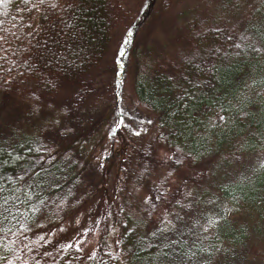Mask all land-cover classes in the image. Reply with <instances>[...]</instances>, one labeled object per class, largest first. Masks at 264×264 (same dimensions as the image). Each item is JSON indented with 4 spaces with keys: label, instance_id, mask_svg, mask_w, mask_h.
I'll return each mask as SVG.
<instances>
[{
    "label": "trees",
    "instance_id": "1",
    "mask_svg": "<svg viewBox=\"0 0 264 264\" xmlns=\"http://www.w3.org/2000/svg\"><path fill=\"white\" fill-rule=\"evenodd\" d=\"M60 3L74 6L63 12L53 10L47 20H41L36 11L24 12L21 0H0V30H8L12 45H4L6 55L0 52V93L13 97L15 106L31 115L52 112L64 86L73 88L68 101L76 109L92 98L110 97L108 88L95 84L94 75L101 71L110 44L134 17L128 0ZM177 6L182 8L174 14ZM163 16L174 25L171 40L157 44L146 37L127 49L134 66L137 104L151 114L153 122L143 135L130 140H124L117 128L109 133L111 146L124 143L115 155L123 203L118 210L111 204L104 206L82 232L85 239L96 236L94 248L48 238L36 228L37 219L62 218L83 205L92 188L98 187L86 180L83 158L64 144L66 139L70 144L77 126L69 124L59 133L49 126L28 129L0 122V148L5 149L0 160L11 159L0 168V175L15 178L27 173L15 185L20 188L21 204L13 215L19 223L0 222V264H159L158 245L164 237L152 233L159 227L163 209L178 212L175 200L188 203L196 196L199 201L193 206L222 219L213 229L215 235L199 241L206 250L194 249L197 255L188 264L215 257L230 264L251 238L264 242V0H164L146 35ZM68 21L72 24L66 27ZM29 22L32 27H24L23 32L42 27L33 45L39 41L45 48L25 64L31 53L24 47L27 40L21 28ZM14 32L21 39L13 40ZM132 33L134 28L124 38L128 47ZM17 47L22 50L17 52ZM124 63L128 67L127 58ZM111 98L105 101L112 103ZM67 111L63 106L58 114ZM209 155L218 161L214 170L219 166L241 173L220 178L214 190L208 189L200 183L208 177L200 168ZM249 161V173L242 174ZM103 169L99 182L106 173ZM174 174L183 177L175 181ZM164 177L167 201H156L155 185ZM189 189L194 196L185 198ZM145 196L153 198L155 209L143 204ZM6 226L11 230L4 231ZM183 239L196 237L185 234Z\"/></svg>",
    "mask_w": 264,
    "mask_h": 264
},
{
    "label": "rangeland",
    "instance_id": "2",
    "mask_svg": "<svg viewBox=\"0 0 264 264\" xmlns=\"http://www.w3.org/2000/svg\"><path fill=\"white\" fill-rule=\"evenodd\" d=\"M164 0H128L129 6L134 9V17L130 20L126 30L120 31L117 37L110 44L103 63L101 71L95 73V84L100 89L108 88L109 96L103 99H90L81 108H73L70 103L69 96H72L73 88L64 86L57 94V98L53 103L54 109L41 113L40 115H31L27 109L15 106L17 103L13 97L0 93V122L6 126L14 124L19 127L28 129H38L39 127H52L54 131H59L69 124L77 126V134H72L70 144L67 139L64 144L69 150L76 155H80L84 160V174L88 182L98 185L96 190L92 188L91 196L83 202V205L66 213L62 218L50 221L48 217L37 219L36 228L44 233L48 238L64 242H76L85 244L86 249H92L96 246V236L83 238L82 232L85 231L95 220L99 211L107 205H112L113 210H118L123 203V196L119 194L120 175L116 165V151L118 145L124 143H115L111 146L109 143V133L113 128L119 129L118 132L127 140L130 136L143 135L146 129L152 124L153 117L150 113L142 110L136 101L133 91V73L134 66L132 58L129 60L128 53L131 45L142 42V39L150 38L157 44L171 40L173 36L174 25L166 16L156 21L149 32H144L151 23L150 19L162 8ZM182 7L172 9L173 13ZM169 16V15H168ZM171 16V15H170ZM134 28V36L132 33V42L130 47L125 45V36L129 29ZM126 39V38H125ZM134 40V42H133ZM129 49V50H127ZM127 58L129 64L125 68L124 60ZM264 92V90H263ZM113 102H106V99H112ZM93 100V101H92ZM67 107L68 111L65 115L58 114V110ZM71 120V121H70ZM59 121V123H53ZM151 121V123H149ZM117 125H120L117 127ZM70 126V125H69ZM123 138H119L121 141ZM70 139V138H69ZM127 143V142H126ZM126 150L128 147L122 146ZM112 157H109V155ZM115 157V158H114ZM114 158V160H113ZM202 162L200 169L207 173V178H202L201 182L210 190L215 189V182L223 177H233L239 175L242 170L231 172L215 165L217 160L209 155ZM255 160V158H251ZM110 161H113L110 164ZM250 163V164H249ZM251 162H247L242 169L244 173H249ZM106 168V173L102 176L103 181H98V174ZM162 173H165L162 171ZM183 176L174 174L171 178L180 181ZM81 189H84L83 187ZM195 212H201L196 206H193ZM189 216L194 215L191 210H185ZM181 212V209L178 210ZM185 212H181L184 215ZM109 222H113L112 216H109ZM190 223V222H189ZM98 236V233H97ZM230 264H264V242L258 238H251L248 243L230 258ZM198 264H224L223 258H208L197 261Z\"/></svg>",
    "mask_w": 264,
    "mask_h": 264
},
{
    "label": "snow or ice",
    "instance_id": "3",
    "mask_svg": "<svg viewBox=\"0 0 264 264\" xmlns=\"http://www.w3.org/2000/svg\"><path fill=\"white\" fill-rule=\"evenodd\" d=\"M21 4L24 12L30 14L32 11H36L41 20H47L48 14L53 10L63 12L65 8L74 6L71 4H61L60 0H21ZM17 10L19 11L20 9ZM70 24H72V21H68V24L65 26L67 27ZM24 27L31 28V22L26 25H22L21 28L22 38L27 40V44L24 45V47L27 48L28 53H31L28 59L24 60V63L29 64L33 57L41 56L43 54L41 51L45 48L43 44L36 41L35 45H33V40H35L36 35H38L39 31L43 29L38 26L37 29L25 33L23 32ZM0 31L5 33L4 35H0V42H2L0 43V52H5L6 55L7 51L4 48V45H8V47H11L12 45L10 44L9 37L6 34L8 30L2 29ZM12 38L13 40L21 39V37H18L15 32L12 34ZM33 47L37 49L36 52L32 51ZM21 50L22 49L20 47H17L16 49L17 52H20ZM13 63H15V61H13ZM4 83L7 84L8 81H4ZM219 119L223 120L224 117L220 116ZM53 123H59V121H54ZM149 123H151V121H149ZM119 126L120 125H117V127ZM4 151V148H0V155H2ZM166 158L172 159L171 156ZM10 162L11 159L9 157H5L0 160V168ZM170 174L171 173H169V175ZM25 175H27L26 172L22 175L16 176L15 178L7 175V173L0 175V222L17 220L19 223L17 215H13V213H19L18 205L21 204L20 196L18 195L20 188L15 187V185L23 181ZM166 181L167 177H164L160 184L155 185L157 192V195L155 196L156 201H167V193L169 189L164 187ZM10 183L12 186L5 187V185H9ZM183 195L185 198H188L193 197L194 193L193 190L189 189L186 190ZM196 201H199V196L194 197L193 200H189L188 203H183L182 200H175V204L180 206L181 212H185L184 215H181V212H177L175 209H173L172 212H170L167 207L163 209L162 215L159 218V227H157L156 232L152 233L153 235L159 234L164 237L158 245L159 253L156 259L159 264H188V262L197 255L194 249H199L201 252L206 250L204 247L200 246L199 241L208 239L210 235H215L213 229L218 226V222L222 219V217L219 215H209L203 211L198 213L195 212L193 203ZM207 203L211 204L212 201L209 200ZM143 204L151 207L152 209L157 207V204L150 196L144 197ZM123 210L124 209H121V211ZM185 210H191L194 215L189 216ZM149 215H151V213H149ZM20 227L24 228L25 225L20 223ZM3 230L7 232L11 229L6 226ZM113 231H116V229L113 228ZM169 234H174L177 239H172ZM185 234L189 237L194 236L196 239L191 241L185 240L183 239ZM0 239H3V237H0ZM117 243H119V241H117ZM165 249H168V251H165ZM216 251L218 252L220 250L216 249Z\"/></svg>",
    "mask_w": 264,
    "mask_h": 264
}]
</instances>
